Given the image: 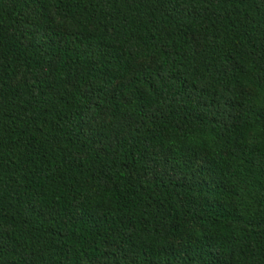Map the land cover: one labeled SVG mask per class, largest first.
Instances as JSON below:
<instances>
[{"label": "trees", "instance_id": "16d2710c", "mask_svg": "<svg viewBox=\"0 0 264 264\" xmlns=\"http://www.w3.org/2000/svg\"><path fill=\"white\" fill-rule=\"evenodd\" d=\"M0 264H264V0H0Z\"/></svg>", "mask_w": 264, "mask_h": 264}]
</instances>
